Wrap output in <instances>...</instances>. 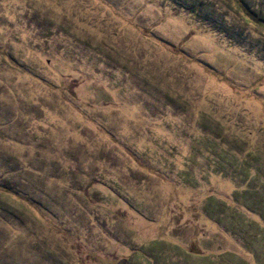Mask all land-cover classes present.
<instances>
[{"label":"rangeland","instance_id":"obj_1","mask_svg":"<svg viewBox=\"0 0 264 264\" xmlns=\"http://www.w3.org/2000/svg\"><path fill=\"white\" fill-rule=\"evenodd\" d=\"M263 23L0 0V264H264Z\"/></svg>","mask_w":264,"mask_h":264},{"label":"trees","instance_id":"obj_2","mask_svg":"<svg viewBox=\"0 0 264 264\" xmlns=\"http://www.w3.org/2000/svg\"><path fill=\"white\" fill-rule=\"evenodd\" d=\"M191 7H193V6H191ZM195 7H193V8H190V12L191 13H193V14H196L197 15V13H196V10H197V8H195ZM258 22H260V21H258ZM264 24V23H263Z\"/></svg>","mask_w":264,"mask_h":264}]
</instances>
